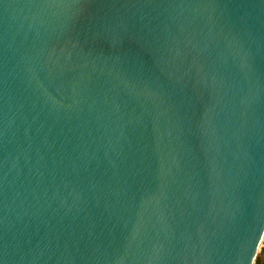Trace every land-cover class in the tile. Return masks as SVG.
<instances>
[{
    "label": "water",
    "instance_id": "1",
    "mask_svg": "<svg viewBox=\"0 0 264 264\" xmlns=\"http://www.w3.org/2000/svg\"><path fill=\"white\" fill-rule=\"evenodd\" d=\"M264 0H0V264H254Z\"/></svg>",
    "mask_w": 264,
    "mask_h": 264
},
{
    "label": "rangeland",
    "instance_id": "2",
    "mask_svg": "<svg viewBox=\"0 0 264 264\" xmlns=\"http://www.w3.org/2000/svg\"><path fill=\"white\" fill-rule=\"evenodd\" d=\"M257 264H264V242H263V245L257 255Z\"/></svg>",
    "mask_w": 264,
    "mask_h": 264
},
{
    "label": "trees",
    "instance_id": "3",
    "mask_svg": "<svg viewBox=\"0 0 264 264\" xmlns=\"http://www.w3.org/2000/svg\"><path fill=\"white\" fill-rule=\"evenodd\" d=\"M254 264H257V260H255V263Z\"/></svg>",
    "mask_w": 264,
    "mask_h": 264
}]
</instances>
